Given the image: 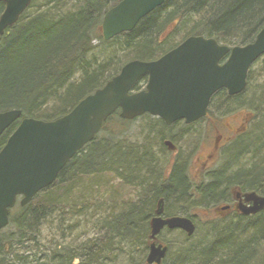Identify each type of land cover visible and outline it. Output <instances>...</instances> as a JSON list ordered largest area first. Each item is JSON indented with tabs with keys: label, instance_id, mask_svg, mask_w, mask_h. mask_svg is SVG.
Listing matches in <instances>:
<instances>
[{
	"label": "trees",
	"instance_id": "1",
	"mask_svg": "<svg viewBox=\"0 0 264 264\" xmlns=\"http://www.w3.org/2000/svg\"><path fill=\"white\" fill-rule=\"evenodd\" d=\"M119 1L32 0L19 20L0 36V111L20 109V118L43 120L68 113L127 61L154 59L166 51L165 47L170 49V42H163L160 36L173 24V40L177 34L187 33L184 38L203 35L231 46L253 41L264 26V0H166L133 30L105 41L101 33L104 13ZM3 9L0 1V15ZM95 40L100 44L97 48ZM115 40L112 47L110 43ZM146 79L142 77L133 89H142ZM244 93L227 97L220 90L212 97L210 108L234 107ZM253 93L252 102L261 105L262 115L256 139L237 142L222 163L224 167L197 181L180 163L169 177L164 176L159 165L160 157L166 155L162 145L166 125L162 120H150L148 114L140 116L150 121L148 128L156 136L155 143L148 142L149 132L132 142L123 131L128 126L125 124L139 117L125 120L118 112L113 113L100 134L113 120L118 130L97 135L67 162L53 184L29 203L16 204L10 210L9 223L0 230V264H111L119 249L127 263L146 264L148 220L160 197L167 214H177L175 210L181 209L189 215L194 206L226 200L228 186L235 183L263 192L264 83L257 84ZM18 123L13 122L0 136V149ZM118 179L136 188L135 196L116 205L118 210L106 209L95 215L93 224L100 230L97 237L74 248L57 245L54 239L49 247L43 243V228L48 229L66 208L84 206L83 201L90 197L84 192L106 185V200L116 204L120 187L114 182ZM74 189L79 190L78 200L72 197ZM217 225L199 237L197 232L189 238L179 237L187 241L173 253L167 243L169 251L160 264H264V211L248 222L241 218Z\"/></svg>",
	"mask_w": 264,
	"mask_h": 264
},
{
	"label": "water",
	"instance_id": "2",
	"mask_svg": "<svg viewBox=\"0 0 264 264\" xmlns=\"http://www.w3.org/2000/svg\"><path fill=\"white\" fill-rule=\"evenodd\" d=\"M0 36L13 25L32 0H0ZM165 0H120L108 9L102 20L104 40L131 31L138 21ZM227 59L220 63L223 56ZM264 54V27L253 42L231 49L213 38L189 36L154 60L133 59L103 86L78 101L68 113L53 120L23 117L0 150V229L9 222L10 209L17 196L24 205L51 185L58 173L85 144L93 140L108 116L119 110L123 119L144 113L167 124L178 119L192 122L205 115L211 96L226 88L230 95L243 91L249 67ZM144 75V89L133 91ZM20 109L0 111V135L19 117ZM169 148L170 141L164 142ZM252 201L245 212L264 208V196L245 194ZM162 201L150 220L151 237L167 226L194 233L191 219L171 216L162 219ZM166 247L151 245L147 262L159 264Z\"/></svg>",
	"mask_w": 264,
	"mask_h": 264
},
{
	"label": "flooded vegetation",
	"instance_id": "3",
	"mask_svg": "<svg viewBox=\"0 0 264 264\" xmlns=\"http://www.w3.org/2000/svg\"><path fill=\"white\" fill-rule=\"evenodd\" d=\"M227 97L231 96L228 95ZM234 107L225 110H207V113L204 117L199 118L198 120H195L191 123H185L184 120H178L171 125L165 126L166 131L172 130L177 126L181 127L182 129L179 130L177 135L182 137L185 141L189 139L193 141V143L195 142V145L193 148H191L186 160L181 165L185 171L188 170L189 175L194 177V180H201L202 178L207 177L209 174H213L215 170H219L220 168L224 167L222 163L224 162L225 157L227 155H231L233 151L232 147H234V145L236 146L237 142H241L242 138L240 136L246 133L248 129L249 118L252 115L250 112H246L245 114V111L239 109L240 107L235 108L234 110ZM226 117L230 118L225 120ZM166 138L170 139L175 144V151L169 150L163 145V142ZM162 145L164 146L165 154L168 153V156L163 163L162 160L161 162L159 161V165L163 169L162 172L164 176L169 177L170 173L176 166L179 154H181V148L171 136L164 137L162 140ZM263 178L264 175L262 176L261 183L263 192L258 190H250L242 187L240 184L235 183L228 186L227 190L229 195L226 200L220 201L215 205L194 206L192 209L200 210V213L204 214V217L206 216L208 218L207 223L210 221L217 222L216 224L218 225L229 221L231 223H235L241 218L248 222L251 216L258 215L262 211L257 213L245 212L246 207L252 204V201H245V194L247 192L254 191L257 195L264 196ZM153 215L148 220V231L144 249L145 263L147 254L149 252V247L153 243H155V245L161 244L167 246L168 253V245L164 240L166 235L173 231H178L182 235H185V233L180 229H169L164 226L154 238H151L150 220ZM173 215L174 214H167L165 212V206L163 205L161 218L166 219ZM191 219L193 220L195 227H197L198 214Z\"/></svg>",
	"mask_w": 264,
	"mask_h": 264
},
{
	"label": "rangeland",
	"instance_id": "4",
	"mask_svg": "<svg viewBox=\"0 0 264 264\" xmlns=\"http://www.w3.org/2000/svg\"><path fill=\"white\" fill-rule=\"evenodd\" d=\"M174 27L175 25L162 39V41L163 42L165 41V43L170 42L169 44L170 46H173L176 43L180 42L184 38V36L187 34V33H180L178 35L176 33L177 35L176 37H174V40H173V38L170 35L172 34L173 32L172 30L174 29ZM116 42L117 40L111 42L110 45L112 47H115ZM94 44L96 45V48L100 46V44L96 40L94 41ZM168 48L169 47H165L164 50H167ZM159 55L160 53H158L156 56H159ZM263 59L264 57L261 56L251 66V70L249 73V85L246 88L244 95L241 96V99L235 102L237 105H241V106L234 107V110L235 108L240 107L239 109L245 111V114L246 112L247 113L250 112L252 115L249 118L248 129L246 133L240 136L242 140L244 139L243 141L248 142V143H251V141L256 139V135L258 133L257 129L259 127L261 116H262L260 113L261 109H259L261 105L258 107L259 105L258 103L253 104L252 96L254 94L253 93L254 87L257 84L264 83V60ZM254 95H256V93ZM212 109L215 110L213 107ZM229 118L230 117H226L225 120ZM155 119H156L155 117L151 116L150 120H155ZM149 122L150 121L148 120V118L144 116V117H139L133 123L125 124V125H128L126 127V131H123L126 134L125 137L128 140H131L132 142L141 140L142 133L145 134L149 132L150 134L151 129L148 128ZM117 124L118 123H116L115 120L108 122V126L106 127L105 131L102 132L101 134L99 133V136L100 135L104 136L106 133L109 132V130H113V128H117L118 130L119 126ZM181 129H182L181 127L177 126L176 128H173L172 130H168L165 132V135L171 136L176 141L178 146H180L181 148V154H179L177 158L176 165H178V163L183 164L188 154L190 153L191 148H193V146L195 145V142L193 143V141H190V142L185 141L183 140L182 137H179V135H177V133ZM191 129H194V128H191ZM157 131H160V129L157 128ZM191 131H194V130H191ZM150 136L151 137H149L148 142L150 144L155 143L156 136H152L151 134ZM167 156H168V153L164 157L161 156L160 162L162 160V163H163L165 159L167 158ZM229 156L230 155H227L225 159L228 158ZM85 182L87 183V181ZM114 183H117V185L120 187L119 193H117L115 201H114L116 202V204L110 203L106 200L107 193L104 188V186L106 185H102V187H96V188L94 187L89 193L84 192L85 195H90V197L86 201H83L84 206H79L80 204H78V206L71 207L73 210V213H72V210H70V208H66L65 212L61 213L58 216V218L54 221V223L49 224L48 229H47L48 226H46L45 229L43 228V231H42L44 235L43 243L47 247H49L53 243L52 239H54L56 240L55 243L57 245L59 244L61 246H68V247L74 248L89 238L97 237L100 234V230L98 229V227H95V225L93 224L95 215L99 212L103 213V211L106 209L118 210L119 207L116 205L122 203L123 201H131V199L134 198L135 193H136V188H131L129 186L122 184V182H120V179L116 180ZM111 188L112 187H109L108 189L111 190ZM78 195H80L79 190L74 189L72 192L73 199H76V200L80 199L78 198ZM197 211H198V226H197L196 232L199 237L202 234H204L209 227L217 225L216 224L217 222L210 221L207 223L208 218L206 216L204 217V214L200 213V210H197ZM5 232L7 231L5 230ZM177 235H178V232L173 231L170 234H167L166 237L164 238V240L169 244L170 249H172L170 253L175 252L174 250L178 243ZM120 251H121L120 249L116 251V254H117L116 259L111 264H129L126 262L128 261V259L124 258L123 255L120 254ZM130 264H131V261H130Z\"/></svg>",
	"mask_w": 264,
	"mask_h": 264
},
{
	"label": "bare ground",
	"instance_id": "5",
	"mask_svg": "<svg viewBox=\"0 0 264 264\" xmlns=\"http://www.w3.org/2000/svg\"><path fill=\"white\" fill-rule=\"evenodd\" d=\"M257 34H258V32L255 34L253 40L256 38ZM162 200H163V199L160 197V198L156 201V204H158V203H159L160 201H162ZM175 211H176V213H177L178 216H180V217H185V218H189V219L193 218L194 215H195L196 213H198V211L195 210V209H190L189 211H191V213H190L189 215L184 214L183 211H186V210H181V209H180V210H175ZM177 237H178V243H177L176 247L179 248V247H181V245L185 244L187 240H185V239H183V240H182V239H179V237H180V238L184 237V235H182V234H178ZM187 237L189 238V236H187Z\"/></svg>",
	"mask_w": 264,
	"mask_h": 264
}]
</instances>
